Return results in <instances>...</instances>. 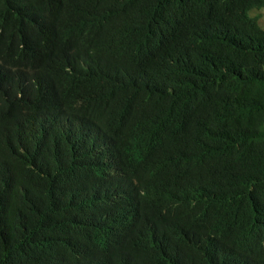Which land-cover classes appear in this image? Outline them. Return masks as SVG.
Instances as JSON below:
<instances>
[{
	"label": "trees",
	"instance_id": "1",
	"mask_svg": "<svg viewBox=\"0 0 264 264\" xmlns=\"http://www.w3.org/2000/svg\"><path fill=\"white\" fill-rule=\"evenodd\" d=\"M264 0H0V264H264Z\"/></svg>",
	"mask_w": 264,
	"mask_h": 264
},
{
	"label": "rangeland",
	"instance_id": "2",
	"mask_svg": "<svg viewBox=\"0 0 264 264\" xmlns=\"http://www.w3.org/2000/svg\"><path fill=\"white\" fill-rule=\"evenodd\" d=\"M248 14L256 16L258 24L264 27V6L252 7L249 9Z\"/></svg>",
	"mask_w": 264,
	"mask_h": 264
}]
</instances>
